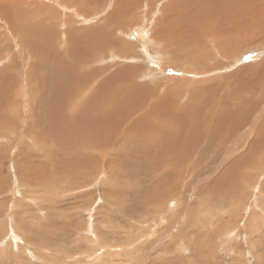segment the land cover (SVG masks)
<instances>
[{"label":"rangeland","instance_id":"1","mask_svg":"<svg viewBox=\"0 0 264 264\" xmlns=\"http://www.w3.org/2000/svg\"><path fill=\"white\" fill-rule=\"evenodd\" d=\"M65 1L62 4L59 0L60 16L52 18L42 13L47 17L48 30L52 28L63 33L67 24L69 26L64 31L81 23L79 19L77 22L76 14L83 11L89 14L90 21L79 26L92 25L93 35L101 32L107 40L105 45L110 43V57L106 55L98 61L99 54L84 55L89 61L86 71L94 65L100 70L97 72H101V65H105L108 70L105 75L108 76L115 74L120 65L117 63L116 66L118 56L114 59L112 53L128 59L121 66L137 64L140 60L134 50L129 51L128 39L118 31L121 22L133 19L138 25L137 30L144 29L148 34L145 40L151 39L153 47L160 50L163 43L152 37L153 30L162 15L168 16L167 11L177 15L181 7H186V17L190 21L202 16L208 25L200 30L201 36H206L205 40L209 39L207 34H213L210 21L218 29L226 26L225 33L224 30L219 31L224 33L223 42L230 39L227 28L240 30L243 28L240 24L252 26L253 19L264 17V0H158L156 4L151 1L141 6V0ZM14 4L17 10L7 13L9 5L5 0L0 5L3 8H0V14L23 23L21 17L25 12ZM47 4L51 10L52 4ZM70 16L76 21L68 22ZM147 17L150 23L142 21ZM253 25V30L260 26ZM2 26L0 20V35L4 29ZM260 28L253 35L243 33L245 37L241 39L238 35L240 43L235 42L232 51L236 60L227 62V53L225 56L224 53L216 55L210 64L213 69L206 71L205 76L182 73L178 64L182 57L175 58L177 62L173 59L178 66L166 73L167 76L193 81L215 79L241 88L240 91H232V95H243L245 103L241 107L243 109L245 105L244 109L225 123L236 131L229 133L228 141L221 144L216 140L206 148L205 141L202 148V143L191 145L188 141H162L155 133L156 125L151 112H148L150 105L145 104L138 109V93L133 96L112 94L114 85L102 76H97L99 80L86 94L81 91L76 92V97L64 98L60 91L57 93L58 90L51 89L49 85L43 87L41 79L37 82L34 74L26 80L22 72L24 67H21L16 53L10 59L2 57L0 264H264V28ZM20 35L33 55L46 53L42 46L47 44L44 38L33 48L21 29ZM6 36L3 31L2 37ZM6 44H0V56ZM222 45L224 49L227 46ZM209 48V55H212V47ZM242 50L245 52L239 57ZM75 55L73 60L76 61ZM11 60L14 62L10 64ZM37 62V57L29 55L25 60V72H30ZM156 75L152 73L151 78L157 79ZM164 80L155 85L164 84ZM95 86L105 87V92L97 91ZM218 91L211 99L215 100L218 93L223 94L221 89ZM99 93L106 110L114 116L106 127V141L78 140L73 132L67 135L66 128L62 126L64 118L78 116L91 103L100 104L94 109L99 111L101 107L103 110V103L92 102L94 94ZM135 96L137 99L132 101ZM162 96L163 93H158L154 99L158 101ZM180 98L183 99L182 95ZM181 100L179 111L170 113L166 108L164 113L167 116L178 113L177 121L182 128L198 126V131L204 132L198 122L201 120L195 118L198 113L191 111L181 116ZM73 101L76 104L72 113L75 114L71 115L69 110ZM194 101L193 98L190 100ZM231 101L229 99L228 104ZM231 103L234 105L233 101ZM60 110L61 118L56 114ZM245 112H250L251 116L246 117ZM57 117L60 119L54 126L52 122L58 120ZM148 120V127L136 128L141 121ZM245 121L246 125L240 127ZM154 133L161 143L152 140ZM161 148L170 152L169 157L160 156Z\"/></svg>","mask_w":264,"mask_h":264},{"label":"bare ground","instance_id":"2","mask_svg":"<svg viewBox=\"0 0 264 264\" xmlns=\"http://www.w3.org/2000/svg\"><path fill=\"white\" fill-rule=\"evenodd\" d=\"M4 1L5 0H0V5L3 4ZM61 1H62V4L66 3L65 0H61ZM96 1L97 0H93V2H96ZM151 1H155V4L158 2V0H147V1L141 0L140 1L141 3L139 4V6H141L145 2L151 3ZM14 3L18 4L19 7L25 12L24 15L21 17L22 18L21 20H23V23L15 19L11 20V18L9 19L6 15L3 16L0 14V20L2 21V25H3L2 27H4V29L2 30L7 35L6 37L3 38L2 37L3 31H2V34L0 35L1 36L0 44L7 42L5 46L6 47L5 51L3 55L0 56V59L2 57L10 59L12 55L13 54L15 55L16 53L20 58L19 61L21 60L20 61L21 67H24V69L22 68V72H23L24 77L27 78L26 80H30L32 77V74H34V78H36L37 82L39 81V79H41L43 87H46L49 85L51 89L54 88L58 90L57 93L60 91L65 98L68 96L74 97L76 92H81V91H84L83 93L86 94L88 91L93 89L94 83H96L99 80V77L97 76H102L104 80L109 81V84L114 85L112 87L113 89L112 94L114 93H119V95L120 94H131V96H133L138 93L139 95L138 99L135 96L134 99L132 100V101H135L137 99L138 102H140L138 105V109L143 107L145 104L150 105V109L148 112H151V118L154 119V124L156 125L155 133L158 136L160 135L161 140L164 142L166 141H173V142L186 141L187 142L188 141L189 143H191V145L192 143H197L198 145L199 143H202L201 144V148H202V145H204L203 142L205 141L206 143L204 146L206 148V146L212 145L211 142L213 141L215 142L216 140L219 141L221 144L224 141H228L229 135H231L229 133L232 131L234 133V131H236V128H233L231 125L225 126V123L230 118L235 117L236 116L235 114L238 113L240 110L242 111L244 109L245 105L243 106V109L241 107L242 104L245 103L243 95H240V94L232 95L234 94V92L232 91L234 90L236 91L237 89L240 91L241 90L240 87L239 88L232 87L227 82L223 83V81H217L215 79H202L198 81H193L185 77L183 79V78H179L178 76L177 77L167 76L166 73L172 71L175 66H178L177 63H174L173 59L180 58V57H182V60H180L181 62H178V64L181 66L182 73L187 74L189 76L207 75L206 71H211L213 69L212 65H210L213 58L216 55H219L220 53H224L223 56H225V54L227 53L226 56L228 58H225V59L227 62L232 63L233 61L236 60L232 52L234 51L233 49L236 46L235 42L240 43V39L245 37L244 34L247 35L246 34L247 32H250L248 33L249 35H253L257 28H260V27L264 28V19H263L264 17L260 18L259 16H257L259 18L252 20V26L244 27L243 24H240V26L242 25L243 27L240 30H237V28H235L236 30H234L233 29L234 27L227 28L228 29L227 35H230L229 37L230 39L225 38L226 40L223 42L222 39L224 37V33L226 32L225 31L226 26L224 28L222 27L218 29L219 27L217 28L214 25V23L210 21L212 23L210 25L211 27L210 29L212 30L213 34H211L210 36H208L207 34V37H209V39L205 40L206 36L205 37L201 36L200 30H202L205 26H208V25L205 24V22L202 20V16L198 15V18H196V21H190V19L186 17V14H187L186 7L185 8L181 7L180 10L177 12V15H174L172 12L169 13V11H167L168 16L162 15L154 26V28L156 27L155 30H153L154 35L152 37L154 39L159 38V40L163 43L162 49L160 50H158V48L156 49L153 47L154 42L150 43L151 39H148L149 42L145 40L148 34H145L144 29L140 31L137 30L138 25L135 24V21L133 19L129 21L121 22V25H120L121 27L118 28V31L121 32V34L123 33L125 37L128 39L127 41H129V44H128L129 51L133 52L132 50H134L140 60L137 64L133 63V64H127V65L125 64L126 66H121L126 61L127 58H124L120 54L116 55L112 53L113 56L112 55L111 56L114 59L117 58L118 56V59L116 60V66H117V63H119L120 65L117 66L118 70L115 74L108 76V75H105V71L107 70L105 65H101V72H97L100 70H98V68H94V65L91 70L86 71L87 67H89V65H87L89 61H86L87 59L85 58L86 56L84 55L99 54L100 56L97 58L98 61L99 60L102 61L106 57V55L110 57V55L108 54L110 43L108 45H105L107 44V40L105 37H102V33L99 32L96 35H93L91 32L93 28L91 24H90L91 26H88L87 24V27L85 28H81L79 26L81 23H88L90 21L89 14L84 13L85 11H83L84 14L83 13L76 14L77 22H79L78 21L79 19L81 23L78 25H75V27L71 29H69L70 28L69 27L66 31H64L69 26L67 24L66 28H63V33H62L52 28L48 30V22L46 21L47 17L42 15V13H46L47 15H50L52 18H56L58 15L60 16L61 13L58 10L59 4H60L59 0H41V2H39L38 0H32V1L30 0H7V5H9V6L5 5L8 7V10L6 8L7 13L9 11L13 13L14 11L17 10V7L15 6ZM46 3H51L52 4L51 7L53 8L49 10L47 8L49 4L46 5ZM231 4L233 5V3ZM60 6L65 9L64 5H60ZM74 7H75V4H74ZM138 9L139 8L137 7L136 10ZM40 11H43V12H40ZM151 11L152 10H150V12ZM114 12L116 14L118 13V11L116 10ZM165 12L166 11H164V13ZM62 14H64V17H67V14L65 13H62ZM172 17L174 18L172 19ZM72 18L70 16L69 18L70 20L68 22L71 23V21H76V20H73L74 18L73 19ZM107 18L109 19V17ZM145 20H147L148 22L149 21L148 17L144 18L142 21L145 22ZM220 20L218 21V23H220ZM226 21H223V22H226ZM58 22L60 23V20ZM226 23L228 24V22ZM253 24H257V26L258 25L260 26L257 27L255 30H253L255 27V25ZM24 25H25V28H24ZM223 25H226V24L223 23ZM71 26H74V25L72 24ZM20 29L22 33L25 34L26 38L28 37L27 41L30 47L33 46V48H35L36 43L41 42V40L44 38L47 41V44L45 45L42 43L41 44L42 46H44V50L46 53L41 54V55H33L32 51L26 48L27 42L26 40H23L24 38H21ZM206 29L208 30L209 28H206ZM207 30L205 31V33H207ZM221 30H224V33H219V31L221 32ZM94 32H97V31L94 30ZM34 33H37V35L35 36ZM238 35L240 36V39L238 38ZM249 37L250 36H248V38ZM243 41H245V39ZM207 44H209V46ZM222 44H227V46H225V49L222 47L223 46ZM94 45L96 46V48L94 47ZM209 47H212L211 49L213 51L212 55H209V49H210ZM12 50H14V53H11ZM50 50L52 52H49ZM224 50H226V52H223ZM244 52L245 50H242V52L239 53V57H242L241 55ZM74 54H76L75 56H77L76 61L73 60ZM132 54L133 53H131L128 57L130 58ZM21 55H23L22 59H21ZM29 55L30 56L32 55V57L33 56L37 57L38 62L36 63L35 66L33 65L31 67L30 72L26 73L25 72V69H26L25 60L28 58ZM66 57L67 58L69 57V59H66ZM63 58L66 60L63 61ZM13 62L14 60H11L10 64ZM175 62H177V60ZM153 65L155 66L153 67ZM207 65H210V66L205 69ZM156 71L158 72L157 75H156ZM152 73L156 75L157 79H154L155 77L151 78ZM161 75H164V76L161 78ZM166 78L168 79L164 80ZM144 79H146V81L142 82V80ZM92 80L93 82L91 83L90 81ZM161 80H164L165 83L162 85L156 86L155 83L160 82ZM88 81L91 83V85H88L90 83L87 84ZM179 85H181L182 88H178ZM150 86H152L153 88L152 89L149 88ZM184 88H186L185 92L183 91ZM105 89H106L105 87L103 89L101 86H99L97 88V91L105 92ZM218 89H221L223 94L218 93L219 95H217V98L215 100L211 99L212 95L215 94V92L218 91ZM225 90H227V93H228L226 95H224ZM209 91H210V94L208 95ZM158 93H163V96H162L163 98L157 101L154 99V96ZM164 93H167V94H164ZM94 95L95 97L92 98V102L103 103L101 100V97H102L101 93L94 94ZM181 95L183 98L182 100L180 98ZM207 95L208 97H206ZM192 98L195 100L194 102H190ZM228 98L233 101L234 105H230L232 104L231 103L232 101L230 102V104H228L229 103ZM149 100L151 104L149 103ZM180 100L182 101V104L180 105L181 110H182L181 116H185L189 114L191 111L194 112L195 114L198 113V115L195 118L198 120H201L198 122H200L202 131L204 132H199L198 126H191V127L189 126L190 128L189 127L182 128V125L177 121V117H179L178 113L176 115H170V116H167L164 113L165 111L163 110L166 108L169 109L170 113L179 111L180 109H178V105L180 103ZM75 104L76 103H74L73 101L71 102L70 110L68 107V110L71 112V115L75 114V113H72V112H75L74 111ZM69 105L70 104H68V106ZM97 105H100V104L91 103L89 108L87 107L83 112L80 113V110H79L80 114L78 116H75L76 115L75 114L73 115L74 118H72L71 116L64 118V122L62 123V126L66 128L67 135L73 132V133H76L78 140L86 139L87 141L105 142L106 139L104 137H106L107 131H108L106 128L107 124L113 119L114 116L110 115V110H106L104 103H103V110L101 107L99 108V111L98 109H94ZM61 110L56 113L60 118L63 116L61 115L62 114ZM91 116H94V118H91ZM250 116L251 115L249 112L246 115V117L249 118ZM59 117H57L58 120H55L54 122H52L54 126L57 125L60 119ZM246 123L247 122L245 121L244 124H241L239 126L243 127L246 125ZM149 124H150V120H148L147 122H143V123L141 121L138 127L136 128L143 129L145 127H148ZM250 127L253 128V125H251ZM48 131H51V130H48ZM155 133L152 136V140L157 141V143L158 142L161 143V140L156 137ZM191 133L193 136H190ZM187 137H188V140H187ZM176 153L179 154L177 151ZM169 154L170 152L166 151V149L163 148L160 156L165 155L169 157ZM160 156H159V159L161 158Z\"/></svg>","mask_w":264,"mask_h":264}]
</instances>
